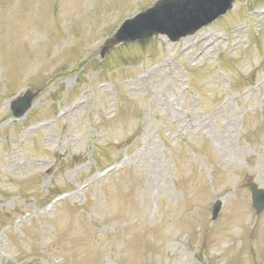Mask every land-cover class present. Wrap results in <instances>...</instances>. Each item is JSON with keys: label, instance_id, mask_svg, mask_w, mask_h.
I'll return each mask as SVG.
<instances>
[{"label": "rangeland", "instance_id": "obj_1", "mask_svg": "<svg viewBox=\"0 0 264 264\" xmlns=\"http://www.w3.org/2000/svg\"><path fill=\"white\" fill-rule=\"evenodd\" d=\"M153 1L0 0V208L15 216L0 264H44L33 248L48 264H199L201 252V264H264V211L246 187L264 186V0H235L175 44L157 35L100 58ZM41 85L14 125L11 99ZM112 143L100 160L114 168L96 171ZM52 184L76 188L44 205Z\"/></svg>", "mask_w": 264, "mask_h": 264}, {"label": "water", "instance_id": "obj_2", "mask_svg": "<svg viewBox=\"0 0 264 264\" xmlns=\"http://www.w3.org/2000/svg\"><path fill=\"white\" fill-rule=\"evenodd\" d=\"M172 1L177 0H158L155 4V6L148 10L145 14L142 16H138V19H135L136 21H129L124 28L128 30L125 34H120L117 38H115L113 41H128L133 40L136 38H144L146 36H150L152 33L157 32L156 30H160L161 27L149 28L147 27L151 23V18H153L156 14L159 13V10L164 7L166 4ZM231 0H225V4L228 5ZM188 15V12H183L181 14V18ZM150 22V23H148Z\"/></svg>", "mask_w": 264, "mask_h": 264}]
</instances>
